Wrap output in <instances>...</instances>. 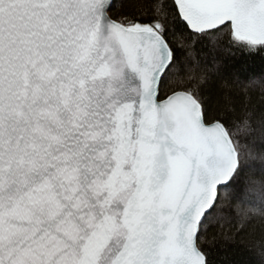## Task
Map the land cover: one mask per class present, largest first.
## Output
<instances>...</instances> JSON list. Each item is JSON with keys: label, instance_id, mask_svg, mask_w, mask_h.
<instances>
[{"label": "snow or ice", "instance_id": "1", "mask_svg": "<svg viewBox=\"0 0 264 264\" xmlns=\"http://www.w3.org/2000/svg\"><path fill=\"white\" fill-rule=\"evenodd\" d=\"M0 264H264V0H0Z\"/></svg>", "mask_w": 264, "mask_h": 264}, {"label": "trees", "instance_id": "2", "mask_svg": "<svg viewBox=\"0 0 264 264\" xmlns=\"http://www.w3.org/2000/svg\"><path fill=\"white\" fill-rule=\"evenodd\" d=\"M117 2H119V0H117Z\"/></svg>", "mask_w": 264, "mask_h": 264}]
</instances>
